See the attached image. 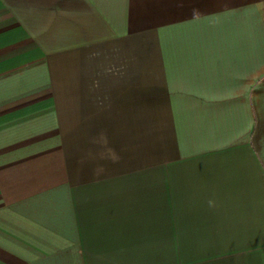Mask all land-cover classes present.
Segmentation results:
<instances>
[{
  "label": "crops",
  "instance_id": "crops-1",
  "mask_svg": "<svg viewBox=\"0 0 264 264\" xmlns=\"http://www.w3.org/2000/svg\"><path fill=\"white\" fill-rule=\"evenodd\" d=\"M180 251L264 264V0H0V264Z\"/></svg>",
  "mask_w": 264,
  "mask_h": 264
},
{
  "label": "rangeland",
  "instance_id": "rangeland-1",
  "mask_svg": "<svg viewBox=\"0 0 264 264\" xmlns=\"http://www.w3.org/2000/svg\"><path fill=\"white\" fill-rule=\"evenodd\" d=\"M181 242L189 241L191 238H180ZM182 249H191V245H180ZM162 264H191V251H180L179 253H164Z\"/></svg>",
  "mask_w": 264,
  "mask_h": 264
}]
</instances>
